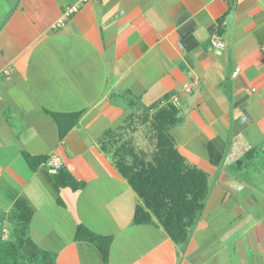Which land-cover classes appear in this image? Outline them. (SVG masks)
<instances>
[{"label": "crops", "instance_id": "obj_1", "mask_svg": "<svg viewBox=\"0 0 264 264\" xmlns=\"http://www.w3.org/2000/svg\"><path fill=\"white\" fill-rule=\"evenodd\" d=\"M263 44L264 0H0L1 240L24 264H264ZM176 158L207 185L181 243L118 170Z\"/></svg>", "mask_w": 264, "mask_h": 264}, {"label": "trees", "instance_id": "obj_2", "mask_svg": "<svg viewBox=\"0 0 264 264\" xmlns=\"http://www.w3.org/2000/svg\"><path fill=\"white\" fill-rule=\"evenodd\" d=\"M32 168L34 159L26 156ZM46 162L45 158L38 159ZM118 170L128 183L138 192L144 200V205L156 219L164 226L170 237L177 243L186 238L187 227L195 219L202 208V200L206 194V174L186 165L182 159L166 160L164 166L159 163V168L132 170L126 164L119 163ZM62 167L55 174L58 185H74L80 189L83 184L76 183L70 177L61 179ZM76 183V185H75ZM10 222L17 226L18 232H24L31 219L30 210L20 201L16 202L15 210L9 215ZM150 220V214L144 206H139L135 211V223ZM93 242L102 251L103 258L107 257V243L104 239L79 227L77 235ZM24 240L20 237L15 242L3 241L0 238V264H24ZM106 245V246H105Z\"/></svg>", "mask_w": 264, "mask_h": 264}, {"label": "built area", "instance_id": "obj_3", "mask_svg": "<svg viewBox=\"0 0 264 264\" xmlns=\"http://www.w3.org/2000/svg\"><path fill=\"white\" fill-rule=\"evenodd\" d=\"M220 1H224V0H220ZM76 11H77V7L75 6L65 9L64 12L62 13V16L58 20H56V22L54 23L53 28L54 29L62 28L65 25V22L67 21V19ZM212 46L214 47V49H216L218 54L224 49V43L220 39L213 40ZM261 51L264 54V44L261 46ZM46 165H47L48 172L52 174L56 173L57 170L62 167L60 160L58 159V157L54 155L50 156L47 159Z\"/></svg>", "mask_w": 264, "mask_h": 264}, {"label": "rangeland", "instance_id": "obj_4", "mask_svg": "<svg viewBox=\"0 0 264 264\" xmlns=\"http://www.w3.org/2000/svg\"><path fill=\"white\" fill-rule=\"evenodd\" d=\"M223 227H224V225L226 224V221L223 219ZM216 228H219V226H217ZM192 231H193V229H192Z\"/></svg>", "mask_w": 264, "mask_h": 264}]
</instances>
